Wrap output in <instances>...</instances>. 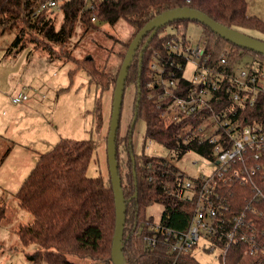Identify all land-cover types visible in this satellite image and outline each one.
<instances>
[{"label": "trees", "instance_id": "16d2710c", "mask_svg": "<svg viewBox=\"0 0 264 264\" xmlns=\"http://www.w3.org/2000/svg\"><path fill=\"white\" fill-rule=\"evenodd\" d=\"M52 1L56 3V7L51 9L48 3ZM87 1L0 0V36L8 30H15L16 35L8 46L12 56L32 46V51L46 52L49 61L60 59L65 63H73L74 69L70 70V73L82 69L97 90L95 105L98 112L101 110V94L111 89L114 91L129 42L148 21L164 11L191 8L229 29L242 33L251 30L264 36V22L257 16L248 14L247 0H91L89 7ZM41 4L45 7L34 15ZM54 9H58L61 15L58 28H55V19L50 15ZM118 21L130 25L133 33L129 41L123 43L121 63L114 74L99 68L95 59L90 56L78 59L68 51V43L77 22L88 31L96 30L98 22L114 26ZM189 22L202 29L199 43L208 67L215 65L226 47L230 50L227 70L241 64L245 57H250L251 62L264 66V56L230 44L207 26L194 21H174L159 28L147 45L139 67L138 54L148 34L144 37L127 71L124 89L134 85L133 114L136 113V121L140 118L145 122L144 142L149 140L158 143L174 154L177 160L193 152L209 158L211 147L198 145L191 132L183 133L180 130L188 121L171 123L159 117V90L153 85H148V72L154 56L167 58L171 38H180L182 42L190 44L186 36V25ZM183 85L187 86L185 82ZM218 95L222 98L221 106H229L225 98L226 90H222ZM237 116L242 126L258 123L264 128V94L257 96L253 106L245 105L239 108ZM131 137V133L125 138L117 134L115 144L118 174L126 204L122 237L124 264H170L173 255L167 247H147L146 238L152 234L149 224L153 222L147 209L153 205L161 206L163 210L157 223L181 232L188 228L193 208L190 203L179 200L172 194L177 191L179 181L176 178L178 169L175 165L164 157L134 154ZM119 144L126 153V158L120 155ZM94 149L95 142L91 139L58 141L38 157L15 192L13 197L19 207L33 216L32 222L19 224L16 228V235L22 247L35 248L30 255H25L28 262L73 264L66 256H76L112 264L110 255L115 230V199L110 177L104 180L100 176L86 175ZM252 179L264 195V160ZM232 185V207L235 213H240L247 202L256 204L255 193L249 187ZM244 198L247 201H244ZM10 216L8 204L4 202L0 205V225L7 224ZM253 221L258 250L252 249L251 252L247 243H231L225 259L219 256V264H264V252L261 251L262 248L264 251V203L258 204ZM180 263L202 264L190 255L182 256Z\"/></svg>", "mask_w": 264, "mask_h": 264}, {"label": "rangeland", "instance_id": "374dc122", "mask_svg": "<svg viewBox=\"0 0 264 264\" xmlns=\"http://www.w3.org/2000/svg\"><path fill=\"white\" fill-rule=\"evenodd\" d=\"M90 3L91 0H88V7ZM247 9L249 15L257 16L264 22V0H247ZM50 15L55 19V28H58L61 20L58 9L52 10ZM97 26L96 30L86 31L77 22L67 49L78 59L90 56L99 68L114 74L121 63L123 43L129 41L133 28L123 21H118L114 26L98 22ZM186 26L190 43L198 44L201 27L192 22ZM244 33L264 42V36L256 31ZM15 35V30H8L0 36V205L7 203L11 214L9 222L0 225V264H33L25 259V255H30L35 248L22 247L16 235L17 226L29 224L33 216L22 210L13 196L38 157L64 139L93 140L95 152L86 175L100 176L104 180L109 178L106 138L113 89L101 94V110L98 112L95 105L97 90L82 69L70 73L74 69L73 63L60 59L49 61L46 52L32 51V46L12 56L8 46ZM249 58L245 57L241 64L250 61ZM18 92H26L28 99L17 105L11 102V97ZM134 92L133 84L125 88L117 131L122 138L127 137L128 133L132 134L133 153L164 157L175 165L178 172L189 178L208 173L212 165L194 152L177 160L174 154L158 143L144 142L145 122L138 118L133 124ZM121 143H124V139ZM118 148L120 155L126 158L120 144ZM147 210L153 222H157L163 209L153 205ZM193 254L202 264L217 261V253L213 251L207 255L200 252ZM66 258L73 264H105L76 256ZM40 264L49 263L45 261Z\"/></svg>", "mask_w": 264, "mask_h": 264}, {"label": "built area", "instance_id": "2783aa9c", "mask_svg": "<svg viewBox=\"0 0 264 264\" xmlns=\"http://www.w3.org/2000/svg\"><path fill=\"white\" fill-rule=\"evenodd\" d=\"M48 6L52 9L56 3ZM44 7L39 5L34 15ZM169 42L167 58L154 56L148 72V85L159 90V117L171 123L188 121L180 130L191 132L198 145L211 147L209 158H202L212 167L194 178L177 172V191L172 194L192 205L189 226L180 232L151 222L147 247H167L173 255L170 264H181L182 256L194 257V252L207 255L213 251L217 261L212 263L219 264V256L225 259L231 243H247L251 252L259 247L253 216L258 204L264 203V195L252 178L264 160V128L258 123L242 126L237 114L239 108L253 106L257 96L264 94V66L248 61L227 70L230 50L226 47L215 65L208 67L200 43L186 44L180 38ZM222 90H226L227 107L221 106L218 94ZM27 99L26 93L18 92L11 102L18 105ZM232 184L249 187L256 204L247 202L235 213Z\"/></svg>", "mask_w": 264, "mask_h": 264}, {"label": "water", "instance_id": "95a60500", "mask_svg": "<svg viewBox=\"0 0 264 264\" xmlns=\"http://www.w3.org/2000/svg\"><path fill=\"white\" fill-rule=\"evenodd\" d=\"M174 21H194L203 26H207L215 33L218 37L226 40L230 44L253 51L255 53L261 54L264 56V42L245 35L244 33L229 29L223 25H219L213 20H211L206 14H202L199 11H196L191 8H175L174 10L164 11L158 16L154 17L148 21L143 29H141L134 38L129 42V47L123 57V62L118 71V78L114 86L113 96H112V111L110 116V124L108 130V137L106 140V150H107V165L109 167V177L111 180L112 193L115 199V230L112 237V249H111V262L112 264H124L122 256V237L124 232V222H125V198L121 189V180L118 174V165L116 160V150L115 144L117 139V131L119 128L120 122V113L122 108V99L124 94V85L127 78V71L133 61V57L138 50L141 41L148 34L144 42V46L141 48L138 58L139 64L142 63V55L151 41L155 36L159 28H162L165 25L173 23ZM140 77V68L138 69ZM133 124L136 121V113L133 114Z\"/></svg>", "mask_w": 264, "mask_h": 264}, {"label": "crops", "instance_id": "0c3cea01", "mask_svg": "<svg viewBox=\"0 0 264 264\" xmlns=\"http://www.w3.org/2000/svg\"><path fill=\"white\" fill-rule=\"evenodd\" d=\"M24 93H26V92H24Z\"/></svg>", "mask_w": 264, "mask_h": 264}]
</instances>
